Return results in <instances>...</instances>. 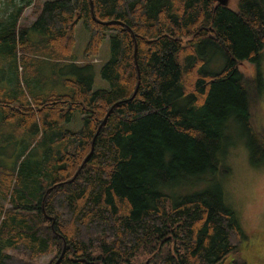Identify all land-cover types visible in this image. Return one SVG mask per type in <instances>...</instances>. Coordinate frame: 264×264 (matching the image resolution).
Returning a JSON list of instances; mask_svg holds the SVG:
<instances>
[{"label": "trees", "instance_id": "obj_1", "mask_svg": "<svg viewBox=\"0 0 264 264\" xmlns=\"http://www.w3.org/2000/svg\"><path fill=\"white\" fill-rule=\"evenodd\" d=\"M5 1L0 153L3 141L20 150L0 158V264L52 253L48 264H218L237 250L221 185H187L222 172L231 120L251 162L264 161V129L250 123L263 83L237 68L264 49V0H46L27 25L34 0ZM107 33L108 88L93 89L89 59ZM214 47L226 58L217 71ZM76 112L80 128H66Z\"/></svg>", "mask_w": 264, "mask_h": 264}, {"label": "rangeland", "instance_id": "obj_2", "mask_svg": "<svg viewBox=\"0 0 264 264\" xmlns=\"http://www.w3.org/2000/svg\"><path fill=\"white\" fill-rule=\"evenodd\" d=\"M3 1H0V5H2ZM44 1L46 0H34L32 7L29 5L25 8L19 22L22 25L30 24L36 18ZM13 2L17 3L15 0ZM217 2H222L231 9H236V0H217ZM5 3L10 6L12 1L6 0ZM73 36L75 39L74 55L79 59H83V50L88 38V32L82 21H79L74 26ZM109 36L110 33H107L100 46L98 56L93 58L100 60L91 64L93 89H100L101 83H106L108 88V82L101 78L99 70L110 57ZM225 60L222 49L218 47L210 49V62L208 64L211 70L217 71L220 69L224 65ZM237 68L247 76L258 75L261 77L263 88L257 102L251 109L252 115L250 118V123H253L257 131H261L264 129V49L261 51V56L257 62L241 61L237 64ZM80 116L76 112L72 119L63 123V125L73 130L79 129L81 126ZM230 124L232 128L229 131V135H231L232 140L224 154L227 161L223 162L220 167L222 172L217 170L213 173H207L198 183H196L195 179H192L187 185V192L199 191L206 187L220 184L223 189L224 200L236 214L244 236L238 249L229 253L223 261L225 264H235V262L240 261L238 260L240 258L244 261V264H264V161L258 164L251 162L246 141L239 134L238 124L233 123L232 120ZM2 146L0 158L5 161H10L20 150L17 145L5 146L4 141ZM54 256L55 253L45 255L38 261L40 264H48ZM149 258L145 254L139 256V259L145 262Z\"/></svg>", "mask_w": 264, "mask_h": 264}, {"label": "crops", "instance_id": "obj_3", "mask_svg": "<svg viewBox=\"0 0 264 264\" xmlns=\"http://www.w3.org/2000/svg\"><path fill=\"white\" fill-rule=\"evenodd\" d=\"M78 23V22H77ZM87 40H88V38H87ZM87 40H86V42H87ZM75 58H76V63H78V64H81V63H83L85 60H83V59H79V58H77L76 56H75ZM97 59V60H96ZM96 59H93V60H90V61H92V63H96V62H93V61H99L100 59H98V58H96ZM101 88H107V84L106 83H101ZM68 129H70V128H68Z\"/></svg>", "mask_w": 264, "mask_h": 264}, {"label": "flooded vegetation", "instance_id": "obj_4", "mask_svg": "<svg viewBox=\"0 0 264 264\" xmlns=\"http://www.w3.org/2000/svg\"><path fill=\"white\" fill-rule=\"evenodd\" d=\"M218 264H225V262L222 260L221 262H219Z\"/></svg>", "mask_w": 264, "mask_h": 264}, {"label": "water", "instance_id": "obj_5", "mask_svg": "<svg viewBox=\"0 0 264 264\" xmlns=\"http://www.w3.org/2000/svg\"><path fill=\"white\" fill-rule=\"evenodd\" d=\"M222 3V2H221ZM223 4V3H222Z\"/></svg>", "mask_w": 264, "mask_h": 264}]
</instances>
